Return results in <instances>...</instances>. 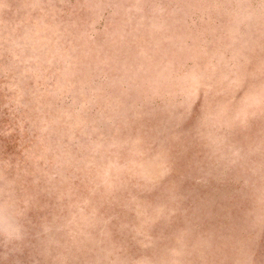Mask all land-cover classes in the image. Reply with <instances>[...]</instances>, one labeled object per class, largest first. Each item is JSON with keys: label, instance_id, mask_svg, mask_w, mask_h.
I'll use <instances>...</instances> for the list:
<instances>
[{"label": "rangeland", "instance_id": "rangeland-1", "mask_svg": "<svg viewBox=\"0 0 264 264\" xmlns=\"http://www.w3.org/2000/svg\"><path fill=\"white\" fill-rule=\"evenodd\" d=\"M264 0H0V264H253Z\"/></svg>", "mask_w": 264, "mask_h": 264}, {"label": "water", "instance_id": "water-1", "mask_svg": "<svg viewBox=\"0 0 264 264\" xmlns=\"http://www.w3.org/2000/svg\"><path fill=\"white\" fill-rule=\"evenodd\" d=\"M253 264H264V236Z\"/></svg>", "mask_w": 264, "mask_h": 264}]
</instances>
